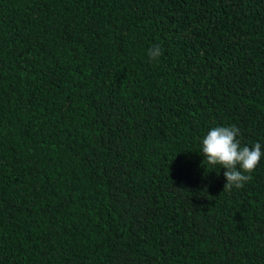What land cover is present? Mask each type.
<instances>
[{
  "label": "trees",
  "instance_id": "1",
  "mask_svg": "<svg viewBox=\"0 0 264 264\" xmlns=\"http://www.w3.org/2000/svg\"><path fill=\"white\" fill-rule=\"evenodd\" d=\"M0 264H264V0H0Z\"/></svg>",
  "mask_w": 264,
  "mask_h": 264
},
{
  "label": "clouds",
  "instance_id": "2",
  "mask_svg": "<svg viewBox=\"0 0 264 264\" xmlns=\"http://www.w3.org/2000/svg\"><path fill=\"white\" fill-rule=\"evenodd\" d=\"M161 55L159 46L149 49V56L156 59ZM239 129L236 126H216L211 128L202 141V154L210 165H219L226 169L225 189L242 188L252 179V173L260 163L261 144L255 143L251 148L241 147L236 139ZM239 166V168H238ZM247 173V174H246Z\"/></svg>",
  "mask_w": 264,
  "mask_h": 264
}]
</instances>
